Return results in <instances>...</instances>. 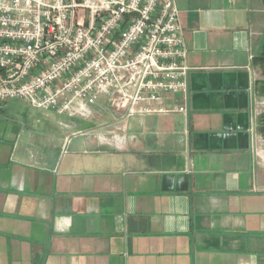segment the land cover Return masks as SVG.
Here are the masks:
<instances>
[{"label":"crops","instance_id":"obj_1","mask_svg":"<svg viewBox=\"0 0 264 264\" xmlns=\"http://www.w3.org/2000/svg\"><path fill=\"white\" fill-rule=\"evenodd\" d=\"M175 2L168 113L0 107V264H264V0Z\"/></svg>","mask_w":264,"mask_h":264},{"label":"built area","instance_id":"obj_2","mask_svg":"<svg viewBox=\"0 0 264 264\" xmlns=\"http://www.w3.org/2000/svg\"><path fill=\"white\" fill-rule=\"evenodd\" d=\"M187 58L175 0H0V107L168 113L165 97L187 100Z\"/></svg>","mask_w":264,"mask_h":264},{"label":"rangeland","instance_id":"obj_3","mask_svg":"<svg viewBox=\"0 0 264 264\" xmlns=\"http://www.w3.org/2000/svg\"><path fill=\"white\" fill-rule=\"evenodd\" d=\"M102 99H104V98H100L99 100H102ZM5 105H6V112L9 114H12L14 116V118L19 120V121L25 120L27 115H31V116L35 117V116H38L39 114H41V115L43 114L42 111H39L35 108H32L31 106H29L28 103H26L25 101H22V100H11V101L7 102ZM46 113L50 114L52 117H55L56 119L59 118L58 116L53 114L54 112H46ZM60 119L63 121H67V122L72 121L65 116H63ZM73 121L79 122L80 120L75 119ZM82 124H83V122H82ZM85 126H87V125L85 124ZM68 148H69V146L66 148V150Z\"/></svg>","mask_w":264,"mask_h":264}]
</instances>
